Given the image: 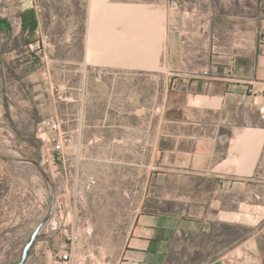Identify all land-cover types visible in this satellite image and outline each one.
<instances>
[{
  "label": "rangeland",
  "instance_id": "obj_1",
  "mask_svg": "<svg viewBox=\"0 0 264 264\" xmlns=\"http://www.w3.org/2000/svg\"><path fill=\"white\" fill-rule=\"evenodd\" d=\"M136 1L0 0V17L11 20L20 19L22 9L17 5L26 3L35 9L41 22L38 37L48 43V75L30 76L22 70L18 76L9 74L4 83L0 76V264H17L40 224L28 259L36 256L39 242L48 245V234L53 233L48 230L67 229L68 237L79 236L74 242L67 237V242L82 245V238L93 232L83 231V219L108 215V203L101 202L98 188L108 185L109 177L116 187L111 204L116 210L110 212L118 219V234L114 251L97 252L105 259L119 257V230L132 214L130 197L135 217V193L140 192L141 179L144 184L146 170L150 198L173 201L176 156L159 153L156 147L158 130L172 132L171 122H158L157 109L165 103L168 121L173 116L171 75L156 71V28L133 27L132 33L124 34L125 27L112 25L126 18L120 4ZM155 11V6L149 7L150 16ZM90 23L95 24L99 40L88 43L90 58L84 62L82 38ZM23 41L21 37L16 52L25 57ZM84 66L86 75L77 72ZM144 66L148 72L141 75ZM140 102L148 114L143 123L135 114ZM109 105L110 113L117 115L133 107L127 145L122 142L125 124L118 117L110 123L111 129L108 124L101 128L104 139L94 141V134L100 133L95 114ZM46 118L62 120V128L57 132L41 128ZM44 134L59 136L62 149L56 151ZM241 192L238 203L228 204L233 212L228 219L212 220L209 232L178 238L168 264H207L223 256L228 264H264V152L254 169L246 171ZM77 215L82 220L79 224ZM183 242L187 247H180ZM81 250L76 253L83 256Z\"/></svg>",
  "mask_w": 264,
  "mask_h": 264
},
{
  "label": "crops",
  "instance_id": "obj_2",
  "mask_svg": "<svg viewBox=\"0 0 264 264\" xmlns=\"http://www.w3.org/2000/svg\"><path fill=\"white\" fill-rule=\"evenodd\" d=\"M149 2L120 4L126 18L123 23L112 25L125 27L124 34L132 33L133 27L156 28V71L171 75L173 98L171 121L164 114L165 103L157 109L158 122H171L172 132L158 130L156 147L159 153L176 156L172 169L173 201L169 202L172 205L150 198L146 170L144 184L141 179L140 192L135 193L138 198L135 217L130 197L132 214L123 220L119 230L122 239L119 257L105 259L97 252L114 251L118 234V219L110 212L116 210L111 205L115 203L116 187L114 179L111 181L109 177L108 185L98 188L102 193L101 202L108 203V215L86 221L77 215V224L82 221L83 231L88 228L93 231L82 238L84 243L70 245L66 240L67 229L48 230L53 231L48 234V245L39 242L36 256L25 264H97L99 261L102 264H168L178 238L209 232L212 220L229 218V213H233L228 209L229 202H239L246 171L254 169L255 161L264 152V0ZM24 5L16 6L22 9L20 14L33 9ZM150 6L156 8L152 16ZM7 20L12 35L6 37L0 33L3 83L9 74L18 76L22 70H28L30 76L42 72L48 75V43L38 37L39 18L35 41L29 44L25 42L27 31L23 30L21 16ZM21 37L25 57L16 52ZM82 40L86 48L81 57L85 62L90 58L88 43L99 40L95 24L87 26ZM66 41L70 42L71 38ZM140 69L141 75L148 72L145 66ZM77 72L86 75L88 67L78 68ZM38 88L42 89V85ZM110 109L111 105L95 114L100 133L94 134V141L104 139L105 130L101 128L111 129L110 123L117 122L118 117L125 124L122 142L127 145V131L131 133L127 124L132 121L133 107H125L118 115L110 113ZM135 114L140 116L141 123L147 121V109L141 102ZM81 116L84 119L86 114ZM140 142L143 148V138ZM183 245L187 247L186 242L180 247ZM80 249L83 256L76 253ZM67 252L71 258L64 260L61 256ZM207 264H228L227 256Z\"/></svg>",
  "mask_w": 264,
  "mask_h": 264
},
{
  "label": "trees",
  "instance_id": "obj_3",
  "mask_svg": "<svg viewBox=\"0 0 264 264\" xmlns=\"http://www.w3.org/2000/svg\"><path fill=\"white\" fill-rule=\"evenodd\" d=\"M23 30L27 31L25 39L26 44L35 41L33 38L36 35V31L39 25V20L36 12L33 9L26 10L21 14ZM0 33H3L6 37L12 35V28L8 23L7 18L0 17ZM31 249L29 251L30 256ZM28 259V258H27Z\"/></svg>",
  "mask_w": 264,
  "mask_h": 264
},
{
  "label": "built area",
  "instance_id": "obj_4",
  "mask_svg": "<svg viewBox=\"0 0 264 264\" xmlns=\"http://www.w3.org/2000/svg\"><path fill=\"white\" fill-rule=\"evenodd\" d=\"M31 3L33 4L34 1H31ZM62 120H55V119H45L42 121V127L45 128H49L50 130L57 132L62 128ZM44 140L51 142L52 144H54V148L56 149V151H60L62 149V142L59 138V136H57L56 134H44V136H42ZM73 237V238H72ZM79 236H69L68 239H72V241H76L78 239ZM64 260H69L71 258V253L67 252V253H63L61 256ZM97 264H102V262H97Z\"/></svg>",
  "mask_w": 264,
  "mask_h": 264
},
{
  "label": "water",
  "instance_id": "obj_5",
  "mask_svg": "<svg viewBox=\"0 0 264 264\" xmlns=\"http://www.w3.org/2000/svg\"><path fill=\"white\" fill-rule=\"evenodd\" d=\"M42 224H40L33 232L30 240L26 243V245L23 248V252H22V256L21 259L19 260V262L17 264H25V262L27 261L28 255H29V251L32 248V246L34 245L35 241L37 240L39 234H40V229H41Z\"/></svg>",
  "mask_w": 264,
  "mask_h": 264
}]
</instances>
